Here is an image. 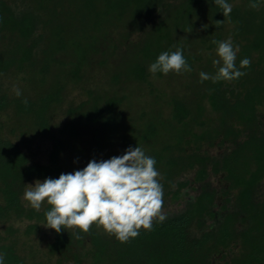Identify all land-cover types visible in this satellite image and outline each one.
Wrapping results in <instances>:
<instances>
[{
    "label": "trees",
    "instance_id": "obj_1",
    "mask_svg": "<svg viewBox=\"0 0 264 264\" xmlns=\"http://www.w3.org/2000/svg\"><path fill=\"white\" fill-rule=\"evenodd\" d=\"M248 1L224 17L214 0H0V82L19 77L27 88L19 97L0 89V111H10L0 124L4 264H212L222 253L229 254L226 264H264V0H257L259 9ZM225 23L231 25L233 47H239L236 67L246 74L231 82L199 80L189 86L191 98L173 96L171 120L179 127L171 125L172 133L162 131L163 124L155 119L128 124L122 110L127 100L120 93L122 79L147 82L153 75L150 65L162 52L177 48L191 67L195 56L183 38L202 27L220 41ZM133 33L139 35L136 42L120 50ZM124 53L130 57L118 69L117 58ZM245 58L251 65L240 68ZM106 64L112 74L108 89H87V98L68 110L70 118L61 132L78 134L77 123L92 125L93 153L103 152L119 136L127 149L150 145L142 149L156 160L163 207L191 191L190 182L180 179L182 174L195 170L200 188L194 189L195 195H185L183 210L164 215L163 222L154 218L151 231L140 229L128 243H120L102 226L93 225L88 234L51 229L47 254L55 261L36 260L19 251L17 229L8 223L32 222L26 234L46 223L45 212L51 206L44 203L36 211L24 204L23 195L32 181L66 174L61 161L65 143L53 132L54 111L66 94L61 79L91 81L96 67ZM203 100L216 114L213 128L197 121L203 116ZM22 120L51 141L47 163L30 161L19 141L11 138L18 131L25 134ZM187 120L201 129L189 127ZM217 141L230 147L216 157L202 152ZM210 173L219 176L221 189L207 182Z\"/></svg>",
    "mask_w": 264,
    "mask_h": 264
},
{
    "label": "rangeland",
    "instance_id": "obj_2",
    "mask_svg": "<svg viewBox=\"0 0 264 264\" xmlns=\"http://www.w3.org/2000/svg\"><path fill=\"white\" fill-rule=\"evenodd\" d=\"M227 2L232 7H245L248 5V0H227ZM200 28V27H199ZM231 25L225 23L223 27L222 39L220 41H227L231 39ZM198 35H190L186 48L188 51L195 56V61L191 65L190 72H183L181 74H176L175 72H170L168 75H163L158 77L152 75L147 79V82L142 81H131L122 79L123 88L120 90L121 94L127 96L125 101V106L122 108L125 114L126 121L129 123L137 125L140 121H145L146 119H155V121L161 122L162 131H168L172 133L173 129L170 128L171 125L178 128L175 122L171 120V99L173 96H190V85L197 83L200 80V73L205 72L209 75L217 70L219 65H214L213 61L219 59L217 55V44L212 43L215 40L216 34H211L201 27ZM138 33H133L129 40L124 44L120 45V50L125 49V46L129 42H136ZM185 37V36H184ZM203 39L205 41H203ZM113 49L112 47L109 48ZM111 54V53H110ZM124 53L117 58L116 66L121 69L124 65V60L130 57V54ZM115 55H111L112 62ZM112 65V63H111ZM97 66V65H96ZM110 65L106 64L103 67H96V75L92 77L91 81L86 80L85 82L72 81V77L67 79H61L65 83L66 94L64 102L56 108L53 114V132L61 137L65 143V150L62 154L61 161L64 164V168L67 173H74L77 170H82L87 166V164L95 159L97 162L100 160H108L113 156H122L127 150V146L121 141L120 136L116 137L112 143L107 144L105 150L101 153L91 151L92 141V130L94 127L92 125H85L84 123H77L76 131L78 134L73 133L71 130H65L63 132L62 128L64 123L69 120L68 110L70 108L76 107L81 101L87 98L86 90L90 88H97L101 91L108 89L109 83L112 79V74ZM113 67V66H112ZM111 67V68H112ZM24 85V86H23ZM19 88L20 91H27L25 84L21 78L17 77L15 79L5 78L0 82V89L2 91H8L10 94H14L13 89ZM25 87V88H24ZM198 88L203 89V85L198 84ZM204 112L202 118H198L197 121H203L205 126L213 128L217 123L216 114L212 111L208 103L203 100ZM10 115L9 110L0 111V124L5 123ZM130 118V119H129ZM189 127H192L199 131L201 127L197 126L195 122L187 120ZM22 123L25 127V134L20 135L18 131L16 134L11 135V138L19 141L21 147L26 152L28 158L32 162L47 163L49 151L51 150V141L40 135V133L34 129L30 122ZM174 130V129H173ZM8 136L9 132H5ZM150 145L143 144L141 148H147ZM159 147V145H157ZM230 145L226 142L225 145L220 144V142H214L212 145L208 144L206 147L202 148V152L207 153L209 156L216 157L221 155ZM182 181L190 182L189 193L184 192L181 194L180 198L176 201H168L166 206L162 208L163 215H171L180 212L185 207V195H195L200 185L196 181V171H189L181 175ZM43 182V180H40ZM36 181L30 182L28 185L35 186ZM207 182L216 189H221V179L219 176L212 175L210 173ZM262 190V188H261ZM25 205L30 206L27 201L23 199ZM44 206V205H43ZM42 206V208H43ZM14 228L17 229L15 237L18 243V249L24 255H33L36 260H46L54 262L55 258L47 254V245L52 241L53 234L50 228L44 227V223L38 224L35 232L26 234L25 230L28 225L32 222L25 219L12 220L11 223ZM8 224L3 225L4 230ZM236 251V249H234ZM224 253L215 256L213 258L212 264H226L228 261L229 254Z\"/></svg>",
    "mask_w": 264,
    "mask_h": 264
},
{
    "label": "clouds",
    "instance_id": "obj_3",
    "mask_svg": "<svg viewBox=\"0 0 264 264\" xmlns=\"http://www.w3.org/2000/svg\"><path fill=\"white\" fill-rule=\"evenodd\" d=\"M214 3L222 9L224 17L232 12V6L226 0H214ZM250 7L259 9L260 3L253 0ZM212 43L218 45L219 59L213 61L214 65H219L218 71L215 75L201 72V82H231L246 74L236 67L239 47L234 48L230 38ZM250 65L248 58L240 62V68ZM149 71L153 75L158 72L181 74L190 72L191 67L183 50L177 48L173 52H162ZM13 91L17 97L22 95L19 88L14 87ZM24 103L28 101L25 99ZM155 165V158L146 155L141 147H129L122 156L99 162L93 159L82 170L62 173L58 179L37 180L35 186H26L23 199L36 211H40L44 203L50 205L43 226L57 233L80 230L88 234L95 225L97 228L102 226L120 243H128L139 236L140 229L151 231L154 218L160 222L166 219L161 211L163 185ZM0 264H4V254H0Z\"/></svg>",
    "mask_w": 264,
    "mask_h": 264
}]
</instances>
